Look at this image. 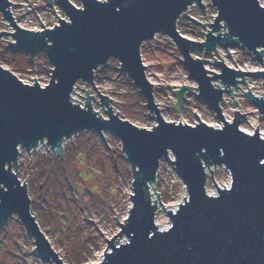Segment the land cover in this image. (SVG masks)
Masks as SVG:
<instances>
[{
    "label": "water",
    "instance_id": "95a60500",
    "mask_svg": "<svg viewBox=\"0 0 264 264\" xmlns=\"http://www.w3.org/2000/svg\"><path fill=\"white\" fill-rule=\"evenodd\" d=\"M53 1L48 0L50 4ZM57 2L68 19L60 17L53 7L59 22L49 27L41 20L44 28L36 30L15 22L11 10L15 2L0 0L3 17L15 28L1 29L0 38L11 34L15 41L5 38L11 47L28 51L33 62L41 49L53 64L45 85L36 75L34 83L24 82L0 64V228L15 213L34 239L33 254L48 264H66L31 211L28 186L17 171L20 147L29 152L46 141L62 156L63 139L83 129L99 134L106 130L119 137L130 163L132 203L127 217L119 221L120 230L107 238L101 258L92 264H264V166L257 162V157L264 156V136L258 125L253 132L240 128L242 113L238 109H234L231 120L226 119L221 106L224 94L234 96L233 86L247 83V76L264 80V68L238 69L215 58L220 71H214L205 66L204 57L192 53L195 45L203 46L205 53L218 45H241L263 62L264 9L258 7L259 0H211L217 14L204 40L187 37L177 27L178 18L193 3L205 12L202 0H108L107 4L81 0L82 6L71 0ZM223 27L225 31H221ZM158 32L174 40L189 75L198 83L195 87L199 93L194 92L208 100L223 125L212 126L195 111L199 120L195 124L164 119L140 51L142 42ZM110 57L120 60L119 68L144 94L150 115L157 121L151 128L120 117L110 105L112 98L97 88L100 103L107 106V117L93 109V94L85 88L84 105L73 102L76 80L94 85L95 69ZM214 78L223 86L215 85ZM189 86L174 89L178 95V101L173 102L176 109ZM244 94L264 117V96L249 87ZM233 103L238 101L234 98ZM162 158L174 163L187 191L176 208L164 207L169 225L163 228L155 221L156 199L154 203L148 197L150 187L155 190ZM212 166L229 172L228 185L218 184ZM209 170L215 197L206 187ZM155 192L160 200L159 192ZM119 236L125 238L117 241Z\"/></svg>",
    "mask_w": 264,
    "mask_h": 264
},
{
    "label": "rangeland",
    "instance_id": "374dc122",
    "mask_svg": "<svg viewBox=\"0 0 264 264\" xmlns=\"http://www.w3.org/2000/svg\"><path fill=\"white\" fill-rule=\"evenodd\" d=\"M12 1L15 2L11 7L14 20L23 27L36 30L44 28V25L52 27L59 22L58 15L68 19L57 0L53 1V5L48 0ZM71 1L82 6L81 0ZM202 2L205 3V12L198 4H192L177 21L178 29L185 36L196 40H204L207 27L217 12L211 0ZM189 15L205 22L206 26L194 21ZM4 21L9 22L0 11V30L15 29L10 22L6 25ZM5 38L15 41L11 34L0 38V64L8 67L24 82L34 83L33 76L36 75L41 85L48 83L53 64L45 52L37 50L33 62L28 51L11 47ZM195 47L202 49L203 53L198 55L192 50L193 55L204 57L205 66L214 71H220L214 62L215 58L223 59L232 67L247 60L259 68L264 63V59L263 62L259 61L252 51L241 45H231L236 49L234 53H229L221 45L206 53L203 46ZM140 51L147 76L153 83L155 101L164 119L195 124L199 122L196 112L202 121L212 126L223 125L222 118L208 100L196 94L199 93L195 87L198 83L189 75L188 68L181 60V51L168 34L158 32L153 38L144 40ZM120 66V60L116 57H110L106 63L99 65L94 71L96 87L82 79L76 80L72 100L84 105L85 88L94 96L93 109L98 111V115L107 117V106L100 103L99 90L112 98L110 105L120 117L140 127L151 128L157 123L156 118L151 116L144 94ZM245 80L247 83L241 81L238 87L233 86L236 92L234 96L230 93L224 94L221 101L224 117L231 120L234 109H238L242 113L240 128L253 132L258 125V131L264 135V117L244 94L249 87L253 92L264 96V80L252 76H247ZM213 83L223 86L219 78H214ZM182 84L191 86L184 91L178 110L174 107V103L178 101L174 89L180 88ZM233 97L239 104L234 105ZM102 134L92 129H83L63 139V157L46 141L31 150L32 152L20 147L17 171L28 186L31 211L66 264H92L98 261L107 245V238L120 230L119 221H124L127 217L132 203L130 194L133 192V174L121 141L109 131L105 130ZM169 158L173 160L172 152ZM169 158L160 160L156 174L154 185L160 200L154 188L151 186L149 189L151 200L155 203L156 199L157 204L155 221L162 228L169 225L164 207L176 208L187 195L184 182ZM211 169L213 178L219 185L230 182L229 172L224 167L212 166ZM212 175L209 170L206 182L209 192L215 190ZM124 238L125 236H119L117 241ZM34 247V239L27 234L18 216L13 213L0 228V264H48L33 254Z\"/></svg>",
    "mask_w": 264,
    "mask_h": 264
},
{
    "label": "built area",
    "instance_id": "2783aa9c",
    "mask_svg": "<svg viewBox=\"0 0 264 264\" xmlns=\"http://www.w3.org/2000/svg\"><path fill=\"white\" fill-rule=\"evenodd\" d=\"M193 4H196V3H193ZM191 6V5H190ZM189 6V7H190ZM188 7V8H189ZM12 10V9H11ZM216 14H217V12H216ZM215 14V15H216ZM214 18V17H213ZM213 20V19H212ZM224 28V27H223ZM223 28L221 29V31H225L226 30V28L223 30ZM40 29H42V28H40ZM246 48V47H245ZM225 50H227L228 52H230V53H234V52H236V49L234 48V47H231V45L228 47V48H224ZM263 59H264V52H263ZM235 68H238V69H244V70H258V69H263L264 68V64L262 65V67H260L259 68V66L258 65H256V64H253L252 62H250V60H247V61H244V63L243 64H238V65H236V66H234ZM43 85H45V84H43ZM72 95V94H71ZM262 135V134H261ZM262 136H264V135H262ZM40 144V143H39ZM38 144V145H39ZM37 145V146H38ZM36 146V147H37ZM35 147V148H36Z\"/></svg>",
    "mask_w": 264,
    "mask_h": 264
},
{
    "label": "snow or ice",
    "instance_id": "6c2138e0",
    "mask_svg": "<svg viewBox=\"0 0 264 264\" xmlns=\"http://www.w3.org/2000/svg\"><path fill=\"white\" fill-rule=\"evenodd\" d=\"M108 0H99V3L101 4H107ZM258 7L261 8V9H264V0H259V3H258ZM117 11H119L117 9ZM47 87V86H45ZM217 127H219V125H217ZM249 135H252L251 133ZM257 162L260 166H264V156H260V157H257ZM3 188V185L0 184V189ZM6 191V189H5ZM211 196L215 197L216 196V193L215 192H212L210 193ZM171 227V226H169ZM161 231H166V229H161Z\"/></svg>",
    "mask_w": 264,
    "mask_h": 264
},
{
    "label": "trees",
    "instance_id": "16d2710c",
    "mask_svg": "<svg viewBox=\"0 0 264 264\" xmlns=\"http://www.w3.org/2000/svg\"><path fill=\"white\" fill-rule=\"evenodd\" d=\"M198 47H195V46H193V52H196V54H198V55H202V53H203V51H202V49H197ZM148 197H150L151 198V196H150V194L148 193Z\"/></svg>",
    "mask_w": 264,
    "mask_h": 264
},
{
    "label": "bare ground",
    "instance_id": "6f19581e",
    "mask_svg": "<svg viewBox=\"0 0 264 264\" xmlns=\"http://www.w3.org/2000/svg\"><path fill=\"white\" fill-rule=\"evenodd\" d=\"M226 185H228V184H226Z\"/></svg>",
    "mask_w": 264,
    "mask_h": 264
}]
</instances>
